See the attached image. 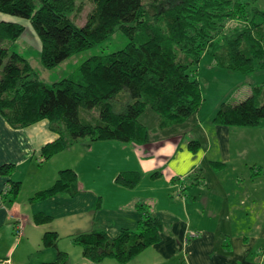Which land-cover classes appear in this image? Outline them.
Segmentation results:
<instances>
[{
    "label": "trees",
    "instance_id": "1",
    "mask_svg": "<svg viewBox=\"0 0 264 264\" xmlns=\"http://www.w3.org/2000/svg\"><path fill=\"white\" fill-rule=\"evenodd\" d=\"M90 1L93 9L78 27L69 16L77 0H0V12L31 20L41 40L45 69L101 44L116 31L129 39L120 51L84 61L79 80L65 78L49 86L29 60L11 52L8 45L23 35L25 26L0 22V114L14 129L50 122L57 138L41 148L40 162L81 140L148 144L152 131L139 120L147 110L159 115V129L184 123L204 102L198 79L204 56H211L227 72L248 76L264 69V12L252 7L251 15L249 4L242 0ZM263 94L264 82L255 83L243 101L222 102L213 122L225 127L262 126ZM189 149L197 153L199 141H191ZM15 171L14 164L0 166V176L8 178L9 186L2 191L1 201L14 202L20 193L21 182L12 179ZM153 177L160 178L161 173ZM141 178L137 172H125L116 177V183L134 189ZM81 191L78 172L66 168L53 186L31 201L42 202L59 194L75 197ZM100 201L93 207L95 213L101 209ZM137 206L143 217L136 230L122 229L111 237L95 220L92 230L74 235L72 241L81 247L84 258L95 264L107 259L129 264L158 244L165 225L147 206ZM51 221L49 216L35 217L37 224ZM59 240L57 232L48 231L42 246L56 247ZM68 263L69 255L60 252L55 261L41 264Z\"/></svg>",
    "mask_w": 264,
    "mask_h": 264
},
{
    "label": "crops",
    "instance_id": "2",
    "mask_svg": "<svg viewBox=\"0 0 264 264\" xmlns=\"http://www.w3.org/2000/svg\"><path fill=\"white\" fill-rule=\"evenodd\" d=\"M2 21L22 24L0 12ZM197 114L159 129V115L145 111L139 120L152 131L145 145L77 142L88 147L77 155L82 160L87 158L85 153L92 156L87 158V168L93 170L96 183L108 187L105 193L81 188L75 197L59 194L32 202L29 209L0 198V264L53 262L60 252L69 255L68 264H95L84 258L71 238L92 230L95 220L111 237L122 229L136 230L143 217L139 204L165 226L161 241L129 264H264V123L254 128L225 127L213 122L215 115L203 122ZM56 138L48 121L14 129L0 114V166L14 164L18 169L33 151L36 157ZM194 140L200 143L197 153L189 149ZM79 165L86 169L84 161ZM103 168L104 175L98 173ZM125 172L141 174L140 193V184L128 189L116 183ZM155 172L161 177L154 178ZM15 174L12 179L22 185ZM7 181L0 176V196ZM98 199L101 209L95 213ZM42 215L52 221L37 224L35 217ZM48 231L60 235L56 247L42 246ZM108 263L107 259L100 264Z\"/></svg>",
    "mask_w": 264,
    "mask_h": 264
},
{
    "label": "rangeland",
    "instance_id": "3",
    "mask_svg": "<svg viewBox=\"0 0 264 264\" xmlns=\"http://www.w3.org/2000/svg\"><path fill=\"white\" fill-rule=\"evenodd\" d=\"M242 2L249 4L248 6L249 9H251V15L253 14L252 7H256L260 11L264 12V0H242ZM92 9L93 4L90 0H77L76 8L69 14V16L78 27H82ZM10 16L15 18L17 21H21L22 25L25 26L23 35L15 42L8 44L11 46V52L15 51L23 54V56L34 65V68L41 80L49 86L65 78L79 80V69L84 61L93 56L108 55L120 51L129 43L128 37L123 32L116 31L101 44L73 55L69 60L58 67L45 69L41 64V40L33 28L31 20L14 15ZM39 44L40 48L37 47ZM37 48L39 50H37ZM7 61L8 59L5 60L3 67L6 65ZM198 79L200 81L204 102L197 115L201 118V121L205 122L208 120V117H211V115H216L222 102H240L246 99L250 95L252 87L255 83L260 84L264 82V69L259 70V73L248 76L238 72H227L226 68H222L215 64L214 59L211 56H204L203 61L198 68ZM263 102L264 94L263 98L260 100V103ZM96 115V112L93 113V117H96ZM85 116L89 115L85 114ZM80 145L81 144L73 145V147H70V151H66L69 149L68 148L65 152L63 151V153L60 152L55 155L52 159H50V161L43 162L38 160L41 153L38 151L37 156L35 157L33 155V151L29 156L27 163L15 171V178L22 180V187L20 193L15 198L13 205L29 209L30 203H32L31 199L35 196V194L53 186L59 177L60 170L66 168L81 171V173H79L81 174L79 175V185L82 184L84 186L81 187L82 189H91L94 192L98 191L103 193L108 191V187L106 188L104 185H101V183H96V178L91 177L93 175V170L90 171V166L87 168V164L89 165L87 158H92V156L85 153L87 158L82 160L83 156L80 158V156L77 155L80 150L85 149L87 151L88 149V147H81ZM83 161L86 165L85 170H82L79 165L81 163L83 164ZM74 167H76V169ZM87 169L88 174L86 175ZM98 173H102L104 175L105 169L103 168V170ZM51 179H55V181L50 182ZM8 188L9 186L5 185L2 191L7 190ZM140 188L141 184L137 188L138 193H140V190H143ZM105 201L107 203H114V200H108V198H106ZM103 205H105L104 202ZM66 242L71 245L70 241L66 240ZM108 260V264H111L110 262H112V264H120L115 259Z\"/></svg>",
    "mask_w": 264,
    "mask_h": 264
}]
</instances>
